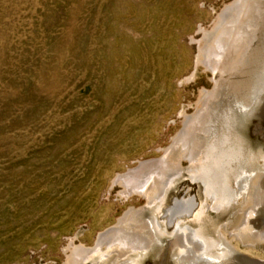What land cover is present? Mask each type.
I'll use <instances>...</instances> for the list:
<instances>
[{"label": "rangeland", "instance_id": "1", "mask_svg": "<svg viewBox=\"0 0 264 264\" xmlns=\"http://www.w3.org/2000/svg\"><path fill=\"white\" fill-rule=\"evenodd\" d=\"M231 0H0V264H66L139 193L211 73L202 34Z\"/></svg>", "mask_w": 264, "mask_h": 264}, {"label": "water", "instance_id": "2", "mask_svg": "<svg viewBox=\"0 0 264 264\" xmlns=\"http://www.w3.org/2000/svg\"><path fill=\"white\" fill-rule=\"evenodd\" d=\"M199 51L210 88L161 156L110 181L145 205L89 246L71 237L66 264H264V0H231Z\"/></svg>", "mask_w": 264, "mask_h": 264}, {"label": "flooded vegetation", "instance_id": "3", "mask_svg": "<svg viewBox=\"0 0 264 264\" xmlns=\"http://www.w3.org/2000/svg\"><path fill=\"white\" fill-rule=\"evenodd\" d=\"M259 128V127H258ZM260 129V128H259ZM187 187H189L190 189H189V191H188V193L189 194H194L195 195V199H196V201H197V196H196V194L194 193V192H192L193 190L191 189V187L190 186H188V185H186V184H182L181 185V187L179 188V193L180 194H178V195H176V197H180L181 195H183V193H184V191H185V189L187 188ZM173 197H175V196H173ZM173 199V198H172ZM171 202H172V200H171ZM171 202H170V204H171ZM198 202V201H197ZM169 204V205H170ZM195 213V212H194ZM193 213V214H194ZM192 214V215H193ZM239 254H241V253H239ZM242 256V255H241ZM241 257H237V258H235V261L234 262H232V264H237V262H238V260L240 259ZM254 261V260H253Z\"/></svg>", "mask_w": 264, "mask_h": 264}]
</instances>
